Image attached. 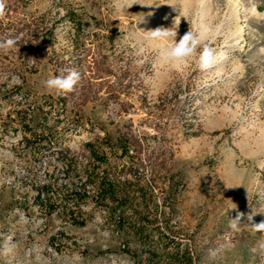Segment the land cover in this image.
I'll list each match as a JSON object with an SVG mask.
<instances>
[{"label":"rangeland","instance_id":"1","mask_svg":"<svg viewBox=\"0 0 264 264\" xmlns=\"http://www.w3.org/2000/svg\"><path fill=\"white\" fill-rule=\"evenodd\" d=\"M65 8L89 24L77 52L73 25L62 19ZM0 20L34 21L52 30L39 43L28 37L23 53L16 44L0 49V264H165V246L170 252L188 247L195 264H264V257L251 252L264 235L247 221L248 215L264 220V0H130L128 8L118 0H6ZM174 25L177 40L189 30L201 40L197 55L182 64L162 58L173 37L147 35ZM204 46L214 53L207 70L198 66ZM92 47L88 56L85 50ZM127 67L129 87L120 89ZM68 70L83 72L73 91L45 88L46 79ZM13 74L24 92H10ZM61 98L66 104L57 102ZM46 102L55 104L48 138L57 145L36 153L38 143L22 129L28 120L16 112L30 103L28 119L35 126L43 114L34 107ZM153 104L160 106V123L149 119ZM128 125L147 139L143 159L163 150L169 156L158 174L146 162L140 192H152L162 203L170 174L179 186L177 209L164 230L174 239L163 238L162 254L154 260L141 254L144 244L131 229H119L102 209L85 206L91 215L79 226L65 215L47 214L35 201L44 184L59 191L71 182L60 149L72 157L94 144L122 166L113 154H120L115 145ZM237 210L245 216L233 230L229 223ZM156 227H147L153 242Z\"/></svg>","mask_w":264,"mask_h":264},{"label":"trees","instance_id":"2","mask_svg":"<svg viewBox=\"0 0 264 264\" xmlns=\"http://www.w3.org/2000/svg\"><path fill=\"white\" fill-rule=\"evenodd\" d=\"M64 11L62 19L71 22L75 30L73 50L77 52L81 33L85 32L89 24L82 23L77 10L65 8ZM44 31L52 33L51 29H47L34 21L20 20L4 25L3 21L0 20V37H5V40L2 41L14 39L16 45L22 48V53L24 52V45L27 43V38L31 37L39 43ZM112 32L114 31H111L108 39H113ZM29 50L25 52L24 57L30 54ZM92 50L93 47L89 50L86 49L85 52H88L89 56ZM32 55L34 59H37L36 51ZM104 59L107 60V57L104 56L103 62ZM77 61L81 62L82 60ZM89 69L94 71L93 67ZM96 69L98 71V68ZM106 71L108 74L112 73L108 69ZM83 72L80 75H83ZM130 74L131 72L128 67L120 73L118 79L120 89H127L129 87L128 83L124 84V80L127 77L130 78ZM10 92H24V84L12 86ZM167 97L168 95H165L166 100H160V106L161 104H164L163 106L166 105ZM57 102L66 104L67 101L65 98H61ZM54 105L53 102H46L45 104L34 107L35 113L43 114L41 121L35 126L30 124L33 117L28 119L27 112L32 107L30 103H27V107L24 110L16 112L20 120H28V123L22 121V129L25 135H32V139L38 143L36 153H40L43 148H55L57 145L48 138L49 132L52 131L48 126V115L53 113ZM45 106L49 108L45 109ZM160 106L156 104L151 105L150 120L156 117L155 119L160 123L161 116L157 112L160 110ZM155 109L156 112H153ZM38 127L40 131H38ZM153 138H158V135H153ZM24 139L30 142L32 140L26 136ZM45 143L46 146H43ZM115 147L120 151V154H113L114 158L124 161L120 167L116 161H111L107 153H100L94 144H88L82 154L72 157H70L71 153L69 150L60 149L58 159L63 164L62 168L65 178L71 180V182L69 186L62 187L59 191L55 189L52 183L44 184L39 188L35 196V201L47 214L57 213L65 215L70 218L71 223L79 226H84L91 215L90 212L85 210V206L102 209L114 219L119 229H122V231L131 229L134 238L138 240L140 245L144 244L143 249H141V254H148V258L154 260L162 254L160 242L163 238L170 239V235L165 234L164 230L165 227L168 228L169 222L172 220L173 214L177 209L178 193H180L178 192L179 186L178 182L175 181L174 175L170 174V182L164 188L166 192L161 196L163 199L161 203L156 198L154 199L155 194L152 192H140L143 189L141 183L143 181V171L145 170L146 162L148 161L154 167V174H158L166 168L165 165L169 157L167 155L168 152L167 150H163L151 154L148 160L143 159L142 154L144 148L148 147L147 139L145 136L137 133L133 125H128L123 132H120ZM161 206L164 207V213L160 211ZM150 224H157L156 228L159 232L158 242L150 241L151 234L147 231V227ZM173 239L171 238L169 241ZM127 252H130L129 249H127ZM163 252L169 256V260L165 264H195V258L188 247L184 249L176 247L175 251L170 252L168 251V246H165Z\"/></svg>","mask_w":264,"mask_h":264},{"label":"clouds","instance_id":"3","mask_svg":"<svg viewBox=\"0 0 264 264\" xmlns=\"http://www.w3.org/2000/svg\"><path fill=\"white\" fill-rule=\"evenodd\" d=\"M118 3L122 8H128L130 0H118ZM6 14V0H0V18ZM178 26L174 25L171 28L157 27L154 30H149L147 32L148 38L152 40H158L160 38H167L169 36L173 37L174 43L171 44L166 50L162 52V58L166 61L177 62L182 64L189 57H194L197 55L198 46L201 44V40L198 35L192 31L186 32L179 40L177 37ZM16 41L14 39H8L4 42H0V49H11L15 46ZM143 49L140 50L142 52ZM139 54V53H138ZM214 60L213 50L204 46L203 49L198 53V66L201 70H207L212 66ZM80 80L79 72L75 70H68L67 74L50 76L44 81V86L47 90H58L63 92H71L74 90L78 81ZM9 86H19L22 85L23 81L18 75H11L9 81ZM237 205H235L232 210H236ZM245 214L237 210L235 218H232L229 227L233 230H238L240 221L244 218ZM247 221L254 232L261 233L264 235V220L260 222L253 221V215L247 216ZM251 252L264 257V239L259 240L257 244L251 249Z\"/></svg>","mask_w":264,"mask_h":264}]
</instances>
